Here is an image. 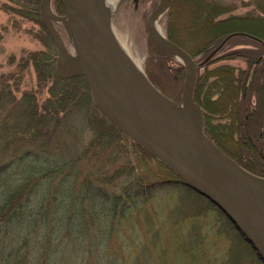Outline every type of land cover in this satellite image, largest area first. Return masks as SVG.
I'll return each mask as SVG.
<instances>
[{"label": "trees", "instance_id": "1", "mask_svg": "<svg viewBox=\"0 0 264 264\" xmlns=\"http://www.w3.org/2000/svg\"><path fill=\"white\" fill-rule=\"evenodd\" d=\"M210 1L211 4L185 0L190 10L188 16L193 14L180 30L182 38L188 36L185 39L191 44L177 41L179 45L192 56L202 51L207 55L225 36L233 33L208 57L207 63L225 43L238 40L251 44L225 55L242 57L246 61L245 68L223 64L197 75L193 98L203 111L205 133L239 164L257 174L263 173L264 33L249 27H232L225 33L219 29L229 22L263 18L250 14L253 10L219 17L216 7L220 3ZM8 2L26 5V0H6L4 5L11 14L16 10L9 8ZM27 2L32 3L30 11L34 19H38L39 0ZM53 2L59 10L63 7L64 0ZM255 4L258 8L257 1ZM256 13H264V10L258 8ZM172 35L169 31V38ZM41 53L35 57L27 54L12 71L0 72V264H148L147 250L153 240H138L133 235L122 236L121 232L127 223L130 230H134L130 218L135 212L147 209L144 205L151 195L152 185H146L137 166L130 164L124 145L126 134L98 110L84 78L79 74L59 77L53 67V47H46ZM25 58L45 76L40 78V85H44L47 78L52 81L49 95L41 103L33 91L18 90L23 65L28 63ZM199 66L200 63L197 68ZM160 69L161 76L168 81L171 76L163 64L158 66ZM174 73L176 80L184 75L181 67ZM153 82L169 94L164 81ZM216 91L217 96L211 98ZM252 94L256 97L254 103L250 100ZM78 96L86 99V105L89 101L93 105L78 111L80 122L73 130L67 129L68 116L75 109ZM220 113L229 121L214 123L212 120ZM215 127L224 129L228 141L237 144L236 149L217 142L211 130ZM63 130L73 131L78 137L74 153H61V145L54 142ZM87 131L89 137L84 138ZM240 141L245 142V145L241 142L244 148ZM135 144L138 153L155 159ZM121 152L124 163L119 166L116 158ZM125 160L131 166H127Z\"/></svg>", "mask_w": 264, "mask_h": 264}, {"label": "rangeland", "instance_id": "2", "mask_svg": "<svg viewBox=\"0 0 264 264\" xmlns=\"http://www.w3.org/2000/svg\"><path fill=\"white\" fill-rule=\"evenodd\" d=\"M5 1L6 0H0V72L6 73L12 71L19 59L26 57L27 54H29V57L32 54H34V57L37 55L41 56L42 50L46 49V47L48 49L49 46L54 49L55 59L53 67H55L58 57L57 49L50 35L41 24L40 17L34 19L30 11L33 6L32 3H29L32 1L27 2L26 0V5L24 6H18L15 3L8 2L7 5L9 8L16 10L14 12L15 14L7 12L6 8L8 7L4 5ZM158 1L159 0H138L137 4H135L134 0H121L113 11L111 26L118 39H122L125 44L128 45L131 56L139 64L145 76L165 96L175 103L181 104L185 67L180 59L174 55L165 54L161 51L151 40L146 29L147 16ZM203 1L211 4L210 0ZM216 1L220 3L216 7L219 10V17H226L228 14H243L253 10L254 12H250V14L260 15L263 18V20L259 18L251 19V22H229L219 27L224 33L228 32L232 27H249L258 33H264V13H256L258 8L264 10V0ZM255 1L258 2V8ZM56 7L57 5L55 6L53 0H51L52 11L56 15H62L64 3L60 10ZM187 7L188 5L185 3V0H171L169 6L159 15L156 21L162 34L171 41H173L172 38L175 37L174 39L176 42H173L178 45L179 43L177 41L186 44L190 43L185 39L188 36L183 35L186 37L182 38L180 30L185 26L187 19L193 14L191 12L188 16L190 10H188ZM21 12H25L24 16L21 15ZM54 25L63 39L66 51H72L73 45L64 24L59 20H55ZM175 28H177V31H175ZM169 31L173 34L172 38L168 36ZM193 43L197 45L196 41H193ZM250 44L251 43H243L238 40L233 41V43H225L221 50L217 51L207 63L205 62L210 52L207 55V52L203 51V53H195L196 55L192 57L195 62L198 63L197 66L200 63V66L196 68V78L197 75L206 73L208 70L223 64L245 68L246 61L242 57L230 58L228 57L230 55H225L228 53L233 54V51L235 52L248 48ZM160 51L165 54L166 57L162 55ZM25 62L28 63H24L23 65L24 69L22 71L23 73L20 78L18 90L33 91L41 103L49 95L48 87L52 84V81L47 78L45 84L40 85L39 80L44 76L43 73L34 68L29 63L28 58H25ZM161 64L164 65V68L171 76L168 81L161 76V69L158 70V66L160 68ZM179 67L182 68L184 75L182 78L176 80L174 75L176 73L174 72H178ZM176 76L178 77V75ZM213 76L214 75L210 78H213ZM210 78L209 80H211ZM154 79L164 81L165 88H167L166 91H168L169 94L164 93L153 82L156 81ZM217 93L218 91H216L211 98H215ZM79 95H81V93ZM89 95L92 98L91 92ZM250 100L251 103H254L256 101L255 95L252 94ZM89 102L90 104L86 105V99L83 100L79 97L75 109H73L72 114L68 116L69 120H67L66 125L69 128L66 127L67 129L73 130L76 123L80 122V116H78L77 112L82 110L85 106L93 105L92 101ZM98 110L101 112L99 108ZM212 121L214 123H225L228 122L229 119L225 117L224 114L220 113L219 116L217 115ZM57 123L60 124L59 121ZM211 130L218 143L230 147L231 149L233 148V150L236 149L237 144L228 141L224 129L215 127ZM88 133L87 131L84 138L89 137ZM77 138V135L73 131L64 132L63 130L56 136L54 142L61 145V153L69 154L74 153L78 147ZM241 142H243L244 145L245 142L240 141L239 143L242 148H244ZM135 143L136 142L126 134L124 145L127 149V154H129V162H131V165L134 164L133 166H137V172L144 178V182L147 183L146 185L151 184L153 189L149 193L151 195H149V197L147 196L148 198L144 205L147 209L145 208V211L135 212L130 218V220L132 219L134 222V230L131 231V227L127 223L125 224L126 229L121 232V235H133L137 237L138 240L146 238L153 240V245L147 250L149 258L148 264H264L239 230L235 228L233 223L213 203L185 183L180 182V180L177 179L167 167L162 165L157 158H146L138 153ZM123 159V153L121 152L116 158L117 165H122V163H124ZM243 160L251 165V162L245 159V157H243ZM85 161L86 160L83 162ZM125 161L127 166H131L127 163L128 160ZM111 170H113L112 166ZM258 175L264 176V172L258 173ZM138 256L140 257L139 253ZM145 263L146 262H139V264Z\"/></svg>", "mask_w": 264, "mask_h": 264}, {"label": "water", "instance_id": "3", "mask_svg": "<svg viewBox=\"0 0 264 264\" xmlns=\"http://www.w3.org/2000/svg\"><path fill=\"white\" fill-rule=\"evenodd\" d=\"M138 0H134L137 4ZM171 0H159L148 14L146 29L154 44L174 55L185 67L181 104L194 115H183L122 53L102 10L100 0H64L62 15H56L51 0H39L41 24L58 52L56 74L81 75L101 112L146 152L165 164L190 188L213 203L239 230L264 262V242L237 205L264 227V176L251 172L225 153L203 130V114L193 98L197 63L177 43L159 34L155 24ZM61 21L77 56L71 70L65 63V44L54 21ZM207 55L210 57L231 35ZM264 134V116H263Z\"/></svg>", "mask_w": 264, "mask_h": 264}, {"label": "bare ground", "instance_id": "4", "mask_svg": "<svg viewBox=\"0 0 264 264\" xmlns=\"http://www.w3.org/2000/svg\"><path fill=\"white\" fill-rule=\"evenodd\" d=\"M101 5H102V10L105 18L107 19L109 26L111 28V32L115 38V41L117 42V45L119 46L120 50L122 53L127 57V59L131 62V64L138 69L139 73H142V70L139 66V64L135 61V59L131 56V53L129 51V47L125 42L118 39L116 34H114V31L112 30L111 26V17L113 14V11L116 7V5L121 1V0H100ZM155 29L156 31L161 34V30L157 24H155ZM65 63L68 69L73 70L78 63L77 56L75 54L74 49L72 48V51L70 52H65ZM173 108L177 110L178 112L182 113L183 115H194V109L190 107L185 101L181 105H174ZM238 209L240 212L243 214L244 218L247 220V222L254 228L256 234L260 238L261 241L264 242V227H262L256 220L255 217L252 215L248 214L245 209H243L241 206L237 205Z\"/></svg>", "mask_w": 264, "mask_h": 264}, {"label": "flooded vegetation", "instance_id": "5", "mask_svg": "<svg viewBox=\"0 0 264 264\" xmlns=\"http://www.w3.org/2000/svg\"><path fill=\"white\" fill-rule=\"evenodd\" d=\"M202 114H203V111H202ZM202 124H203V122H202ZM262 128H263V119H262Z\"/></svg>", "mask_w": 264, "mask_h": 264}]
</instances>
